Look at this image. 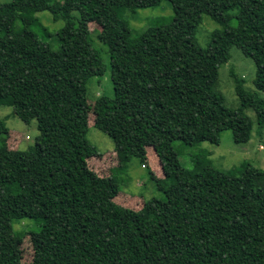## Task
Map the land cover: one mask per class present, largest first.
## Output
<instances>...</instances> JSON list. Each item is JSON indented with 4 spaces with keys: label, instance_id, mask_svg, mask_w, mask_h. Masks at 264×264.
I'll return each mask as SVG.
<instances>
[{
    "label": "trees",
    "instance_id": "obj_1",
    "mask_svg": "<svg viewBox=\"0 0 264 264\" xmlns=\"http://www.w3.org/2000/svg\"><path fill=\"white\" fill-rule=\"evenodd\" d=\"M162 1L0 3V106L39 130L27 150L12 148L0 119V264H264V170L244 161L222 171L205 156L187 167L175 147L219 144L224 130L247 143L248 109L262 135L264 98L232 72L240 104L230 108L215 84L235 45L254 59L253 82L264 92V0H167L171 17L130 28L126 11ZM45 10L64 22L53 42L37 16ZM204 14L222 27L207 47L194 36ZM92 22L113 82V96L94 99L89 84L107 67ZM90 106L120 162L138 158L159 192L138 209L117 201L122 164L109 175L89 165L102 155L88 139ZM149 148L163 176L150 167ZM23 219L37 225L15 231ZM27 236L34 255L23 262Z\"/></svg>",
    "mask_w": 264,
    "mask_h": 264
},
{
    "label": "rangeland",
    "instance_id": "obj_2",
    "mask_svg": "<svg viewBox=\"0 0 264 264\" xmlns=\"http://www.w3.org/2000/svg\"><path fill=\"white\" fill-rule=\"evenodd\" d=\"M11 0H0V3ZM173 9L169 1L164 0L158 6L138 9L136 11H126L125 17L130 25V28L135 31H141L158 17H171ZM46 32L52 36L43 38L46 41L55 39L56 29L64 25L63 20L54 21L53 15L49 10L37 13ZM236 22L234 21L233 24ZM93 30V41L97 48H99L101 57L106 64V71L102 77L92 78L89 84L90 99L99 95L113 96V82L110 71V55L107 47H105L97 37L98 30L101 27L95 23H90ZM217 28H222L208 15L204 14L202 21L195 32V40L203 47H207L211 41V33ZM57 47L58 44L53 45ZM232 72L245 80V88L250 91H255L258 95L264 98V92L258 91L254 85V78L256 75V65L253 58L244 54L238 46H232L230 49V58L219 69V75L215 84V89L225 96L226 105L230 108H237L240 104L235 90V81ZM93 96V97H92ZM92 104V103H90ZM90 106L89 123L91 128L88 132V139L92 144L98 147L102 152L99 157L89 159V165L99 175H109L113 173L120 164L123 165V170H116L115 175L119 177L120 192L117 201L126 206L138 209L142 206L144 200L150 199L154 196H159L156 186L150 180L148 169L141 164L138 158L132 157L128 161L121 163L120 158L115 152V143L104 132L94 127V114ZM246 113L254 121V131L252 138L247 143H236L233 132L231 130H224L220 136L219 144H212L210 142H203L194 146L183 145L181 142H175V147L179 151L181 162L187 166L192 167V158L196 156H205L209 163L222 171L231 170L239 166L242 162L247 161L252 166L264 170V131L262 135L257 132L256 114L252 109L246 110ZM0 119L6 122L10 129L9 144L12 148L20 150H27L35 143L39 130L37 128L36 120L26 123L16 116L11 106H0ZM148 163L154 170L156 175L163 176L160 163L149 148ZM37 225L32 219L19 220L14 224V229L17 232L24 228H31ZM19 247L21 258L23 262H30L33 259L34 250L29 236L19 239Z\"/></svg>",
    "mask_w": 264,
    "mask_h": 264
}]
</instances>
